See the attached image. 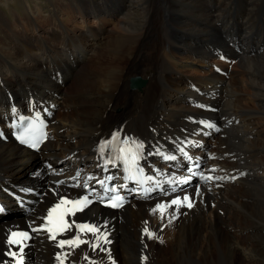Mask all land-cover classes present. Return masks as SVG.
I'll return each instance as SVG.
<instances>
[{"label":"bare ground","instance_id":"obj_1","mask_svg":"<svg viewBox=\"0 0 264 264\" xmlns=\"http://www.w3.org/2000/svg\"><path fill=\"white\" fill-rule=\"evenodd\" d=\"M121 1L107 4L109 9L112 7L109 11L99 6L100 1L94 8L88 1L83 9L77 6L73 10L79 20L93 16L91 25L83 24L81 30L73 22L65 26V20L61 19L60 30L47 25L44 34L38 30L43 29L37 27L40 23L37 25L34 21L29 5L25 6L23 13L29 18L26 23L35 27L28 31L31 41L21 32L25 25L12 27L0 14V124L10 120L12 102L23 108L33 97L55 105L49 126L50 139L39 154L18 147L11 140L0 142V201L9 204L7 192H12L35 208L33 213L24 215L12 205L17 214L0 220V261L4 259L6 232L14 225L39 220L65 193L64 185H57V181L68 178L67 173L73 169L91 167L98 146L108 141L115 130L134 134L153 149L169 147L180 138L191 136V127L184 133L179 132L186 124L184 118L196 112L190 104L198 102L197 92L190 85L205 91L210 86L218 91V83L227 80L211 69L202 75H192L191 70L187 71L191 62L182 56L189 54L192 61L204 68L206 60L213 57V47H219L239 60L241 68L236 74L242 73L244 77L230 76L229 79L237 80L219 87L230 98L223 102L224 111L243 120L240 128L231 127L225 132L226 137L219 141L217 151L232 153L236 158L235 162L225 165L227 173L244 171L246 176L233 184L201 189L200 196L191 193V209L173 205L163 218L152 209L157 204L167 205L172 199L133 202L120 212L90 207L77 215L76 222L87 220L110 234L111 243L102 247L111 251L115 258L113 264H264V129L259 128L264 125V37L252 42L236 31L222 28L226 22L218 19L210 8L217 7L221 12L232 5L231 0H210L212 3L186 0L184 10L176 9L168 0ZM260 1L245 0L249 4L244 10L241 8L242 13L250 15L253 7L259 8ZM51 7L55 11L57 5ZM152 12L160 16V24L167 25L169 30L175 24L179 31L203 39L186 32L171 35L170 30L166 40L157 35L151 41L147 23L154 16ZM165 15L172 18L166 21ZM109 16H115L110 23L106 19ZM193 20L200 26H190L188 22ZM234 29L245 34L252 31L249 21L243 17ZM187 41L196 44L195 52L189 51L194 47ZM15 42L18 43L15 45ZM51 42L60 44V50L56 47L48 51L46 47L50 44L51 48ZM231 43L238 45L239 53L229 47ZM182 46L188 50L180 54ZM126 56L137 59L121 68L120 63ZM88 59L89 73L78 70L77 74L78 66ZM73 79L78 82V90L64 91L63 85ZM245 94L256 105L245 106ZM212 102L216 103V99ZM64 110L70 113L61 114ZM249 125L254 131L250 139L242 133L249 130ZM255 137L260 140L255 141ZM44 161L53 166V171L43 166ZM18 188L28 191L29 195L18 192ZM146 226L155 233L153 240L144 234ZM163 232L164 240L158 241ZM62 250H57L46 238L38 237L26 252L27 263L55 264V253L64 252L70 253L69 264H87L85 255L97 259V264H106L102 252H92L87 245Z\"/></svg>","mask_w":264,"mask_h":264},{"label":"snow or ice","instance_id":"obj_2","mask_svg":"<svg viewBox=\"0 0 264 264\" xmlns=\"http://www.w3.org/2000/svg\"><path fill=\"white\" fill-rule=\"evenodd\" d=\"M207 127H214V125L208 124ZM112 138L108 141H102L99 146V154L100 159L103 160L104 164V171H107V165L108 164H116V161H120L124 167L125 171L128 172V176L126 179L129 180H136L140 184L146 183L148 180H151L152 177H144L143 175V168L139 167V161L143 157V149L144 144L143 142L137 141L134 138L125 136L123 140H120V133L115 132L111 134ZM18 139L21 140L22 143L29 144L33 148H38L39 143L41 142L39 139H30L27 138L25 135H20ZM119 141V144L116 142ZM106 149H111L116 153L115 156L109 155L107 159H104V153ZM181 153L184 155H187L184 153L183 148L178 149ZM159 154V153H157ZM163 159L165 160H175L176 156L172 155H164ZM189 159H191L189 157ZM212 171H215L214 169ZM80 172L78 171L76 173V176L73 177V179L77 180V183L73 186L80 187L83 186L85 189L89 187V181L95 180L97 184L100 185L101 189H103L105 195L98 196V199L101 203H105V206L112 207V208H119L123 207L125 203V198L120 196L119 194L116 195H107V193H118V189L114 186L112 188L108 187V181H111L113 179L112 176H105L103 178H97L95 176H87L85 177L83 181V185L79 183V177ZM200 178L202 180L208 181L212 179H223V177H212V176H205L203 173H200ZM187 182V181H185ZM60 183H64V181H61ZM120 187H124L121 185ZM93 191H95L93 189ZM149 191V190H145ZM89 193L88 195H84L83 197L76 199V200H70L65 196H60L59 200L50 206L46 210V215L41 218L42 223L38 226L33 227L30 225L31 232H46L48 233V238L54 241H57L58 235H63L73 229L75 227L76 231L75 234L68 238V239H60L57 241V247L63 249L66 246L72 248L75 250L76 248L80 247L81 244L87 243L93 251H95L97 248H99L100 251H107L102 247V243H110L107 239V235L105 232L101 231V227L97 225H89V224H77L75 220H73L71 223L68 222L66 219L67 216L71 215L74 216L76 212L78 211H84L85 208L89 207L92 203H94L93 200L89 199ZM195 196H200L201 191L199 188V185L196 186L195 189ZM173 205L176 206H187L191 208L193 206L192 204V197L185 195L183 199L175 198L172 199L171 202L167 205L164 204H157L155 208L152 209V211L159 212L161 218H163L165 212L168 208L172 207ZM2 211V209H0ZM33 224H35V221H33ZM91 233L94 236V240H84L82 239V236ZM144 234L148 236L149 239L155 237V233L151 232L149 228L146 226L144 228ZM31 235L30 232L24 231V232H11L9 236L6 237V241L9 245L18 246V253L13 252L9 250L7 252V255L15 258L19 255V259L17 260V264H22L23 257H24V247L25 241L30 240ZM70 255V253H58L56 255V259L59 262V264H65V260L67 256ZM63 257V258H62ZM85 260H88V256L85 255ZM0 264H6V262L0 261ZM90 264H95L94 261H90Z\"/></svg>","mask_w":264,"mask_h":264},{"label":"rangeland","instance_id":"obj_3","mask_svg":"<svg viewBox=\"0 0 264 264\" xmlns=\"http://www.w3.org/2000/svg\"><path fill=\"white\" fill-rule=\"evenodd\" d=\"M90 2V4H91V6L94 8L95 7V5L97 4L96 2H98V1H100L99 2V6L101 7V8H105V10H110L108 7H107V4H112V3H115L117 0H0V14L1 15H3V16H5L8 20H9V22H11V25H12V27H21V26H24L25 25V27H23V28H21V32L22 33H24L28 38H30V40L29 41H31V36L30 35H28V31H29V29H33V28H35L34 27V25L33 24H30V23H26V20H28L29 18H26V16H24L25 14V6H28L29 5V7H28V10L30 11V12H32V13H34V15H35V22L37 23V25L39 24V26H37L38 28H42L43 30H41V29H38L40 32H42V34H44V31H46V28L45 27H48V26H51L53 29H55V30H57V29H59V25H58V23L61 21V19L62 20H65V22H63V24L65 25V26H69L70 24L72 25V22L73 23H75V24H77V26L79 25L80 26V29L82 30V26H83V24H87V25H91L92 24V19H93V16H91V17H89L88 19H86L85 18V16H84V19L83 20H79L78 18H77V12H74L75 10H73L75 7H77V6H79V7H81L82 9L84 8V6H85V4L87 3V2ZM120 1V0H119ZM123 1V0H122ZM121 1V2H122ZM150 1V0H149ZM169 1V3H172L173 5H174V7L176 8V9H185L184 8V5H185V3H186V0H168ZM234 0H231L230 2L232 3V5H229L228 7L230 8V10H229V14H228V18L229 19H231V21H233V22H235L236 20H238L239 19V14H237V12H236V9H237V7L240 5V3L239 2H237L236 4L233 2ZM245 1V0H244ZM247 1H249V0H247ZM256 1H258V0H254V2H256ZM76 2V3H75ZM66 3V4H65ZM70 3V4H69ZM124 3V2H123ZM122 3V4H123ZM52 4H56L57 5V8L55 9V11L53 10V8L51 7V5ZM74 5V7H72L73 5ZM121 4V3H120ZM224 4H226V3H224ZM234 4V5H233ZM258 4V5H257ZM256 5H257V7H259V8H254L253 7V10H252V12L253 13H255V12H259V13H262V14H264V3H263V0H261L260 2H258ZM67 6V8H66V6ZM62 6V8H60V7ZM144 6H145V4H144ZM232 7V8H231ZM235 7V8H234ZM66 8V9H65ZM68 9V10H67ZM58 10V11H57ZM67 10V11H66ZM238 11H239V8L237 9ZM61 11V12H60ZM62 11H65V12H62ZM69 11V12H68ZM24 12V13H23ZM37 12H40V14L38 15L37 14ZM236 12V13H235ZM156 13L157 14H159V11H158V9H156ZM66 14V15H65ZM157 14H155V13H153L152 12V15H154V16H152L151 18H150V20L148 21V23H147V28H148V34H149V37L151 38L150 40L151 41H153V38L154 37H156L157 35H159L160 36V38H165V40H166V38L168 37V33H169V31H170V34L171 35H173L174 33H178V32H186V33H188V34H190V35H192V36H196V37H199V38H201V39H203L202 37H200V36H198V35H193V34H191V33H189V32H187V31H179L177 28H176V26H175V24H172L171 25V28H170V30L168 29V27H167V25H163V24H160V16H158ZM236 14V15H235ZM252 14V13H251ZM71 15V16H70ZM234 16V17H233ZM237 16V17H236ZM62 17V18H61ZM65 17V18H64ZM70 17V18H69ZM168 17V18H167ZM232 17V18H231ZM258 17V18H257ZM1 18V17H0ZM56 18L57 19H60L58 22H56L57 20H56ZM111 18H113V19H115V16H109L108 18H106V19H109V23L110 22H112L113 20L111 19ZM169 18H172L171 16H168V15H165L164 16V20H166V19H169ZM234 18V19H233ZM254 18H255V20L257 21L256 23H257V25H259V24H261V22H264V19L261 17V15L260 14H256V15H254ZM2 19V18H1ZM39 19V20H38ZM53 19H55V21H53ZM70 19H72V20H70ZM260 19V20H259ZM46 22H45V21ZM235 20V21H234ZM263 20V21H262ZM39 21V22H38ZM67 21V22H66ZM154 21V22H153ZM158 21V22H157ZM166 21H168V20H166ZM193 21H195V20H193ZM193 21H189L188 22V24L190 25V26H193V27H199L200 26V24L199 23H196V22H198V21H195V22H193ZM43 22V23H42ZM50 22V23H49ZM54 23V24H53ZM27 24V25H26ZM50 24V25H49ZM156 24V25H155ZM192 24V25H191ZM48 25V26H47ZM56 25V26H55ZM158 25H160V26H158ZM1 26H2V22L0 21V28H1ZM152 26V27H151ZM154 26H155V29H154ZM166 28V29H165ZM157 29H158V31H157ZM162 29V30H161ZM60 30V29H59ZM164 30V31H163ZM161 31V32H160ZM34 32V31H33ZM163 32V33H162ZM165 33H167V34H165ZM161 34V35H160ZM164 34V35H163ZM154 35V36H153ZM163 35V36H162ZM0 36H2V34H1V32H0ZM196 40V39H195ZM205 40V39H204ZM100 41H101V37H100ZM147 44H148V41L146 40L145 41ZM16 43H18V42H15V45H16ZM56 42H51V48H50V44H48L47 45V49H50V50H48V51H51V49H59L60 50V47H58L59 45H54ZM146 43H145V47H147V45H146ZM187 43L188 44H190V45H192L193 47H194V50H189V51H191V52H195L196 50V48L197 47H195L196 46V44L193 42V41H191V43L189 42V41H187ZM54 46V47H53ZM57 47V48H56ZM186 50H188V49H186L185 47H183L182 46V49L180 50V54L183 52V51H186ZM126 51L128 52L129 51V49H126ZM147 50L145 49V52H146ZM137 55V54H136ZM182 57H184V58H186V60H187V62H191V64H189V66H188V69H187V71H190L191 70V72H189V73H191L192 75L193 74H200V75H202V73L204 72H202V73H199V72H196V71H194L191 67L193 66V64H199V62H196V61H192L193 60V58L192 57H190L189 56V54H186V55H183ZM212 58L213 57H211V58H209L208 59V61L207 62H209L210 60H212ZM135 59H137V58H133V57H131L130 59H128V57L126 56L124 59H123V61H122V64L120 63V66H121V68H125L126 66H128L129 65V63L130 64H132L134 61H132V60H135ZM88 61H89V59L86 61V63H84L83 65H81L80 67L78 66V68L76 69V73L78 74V72L81 70V71H84V72H86L87 74L89 73V72H87V71H89L88 70V64H90V63H88ZM138 61H140V60H137V62ZM184 62H186V61H184ZM213 62H215V60L213 61ZM238 64H239V62H238ZM240 65V64H239ZM239 65H237L236 64V67L237 66H239ZM200 67H201V65H199ZM233 67L231 70H235V71H238L239 70V68H241V66H239V67ZM87 69V70H86ZM79 70V71H78ZM194 72V73H193ZM196 72V73H195ZM124 73H125V71H124ZM192 75H190V74H188V76L189 77H191V78H193V76ZM55 80V79H54ZM72 84H71V83ZM77 86H78V82L76 83L75 82V80L73 79V80H70L68 83H66V84H64L63 85V89H64V91H69V89L71 88V92H75V90H78V88H77ZM66 87V88H65ZM67 89V90H66ZM69 91V92H70ZM117 93H118V91H117ZM247 95L248 94H245V95H243V101H245V106H247L248 107V105L250 106V105H256V103H253L250 99H248L247 100ZM58 104H61V102H58ZM248 104V105H247ZM117 110V109H116ZM116 110H114L115 112H117ZM109 111V110H108ZM69 111H67V110H64L63 111V113H62V111H61V114H66V113H68ZM70 113V112H69ZM57 115H59V114H57ZM61 116V115H60ZM260 129H264V128H262V125H261V127H259ZM255 141H259L260 139H256V137L255 138H253ZM249 230H251L252 231V229H249ZM162 234V233H161ZM164 232H163V235H159V237L157 238V240L158 241H162V240H164ZM256 247H254V248H257L258 249V245H255ZM164 260V259H163ZM247 263H248V261H246Z\"/></svg>","mask_w":264,"mask_h":264}]
</instances>
